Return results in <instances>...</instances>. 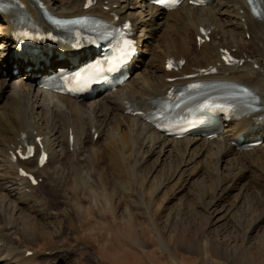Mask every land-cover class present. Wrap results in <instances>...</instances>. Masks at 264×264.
<instances>
[{
	"label": "bare ground",
	"instance_id": "bare-ground-1",
	"mask_svg": "<svg viewBox=\"0 0 264 264\" xmlns=\"http://www.w3.org/2000/svg\"><path fill=\"white\" fill-rule=\"evenodd\" d=\"M40 1L58 17L93 15L114 24L130 21L143 56L138 60L133 76L122 88L100 95L92 102L47 94L36 88L37 76H47L58 69L67 68L74 59H71L69 50L63 49L45 50L40 55L24 58L10 57L19 44L13 45L12 40L16 24L24 18L42 22L41 13L38 4L32 0H0V5L11 8L7 14L0 12V68L8 72L19 70L25 73L23 80L27 79L23 87L9 80H0V93L4 89L13 90L15 86L12 84L17 86L16 91L10 90L12 104L8 111L0 114V264H58L59 259H68L61 247L48 248V258L44 255L41 257L39 253L29 256L37 238L52 237V232L56 236L61 233L60 228L50 222L52 215L58 214L60 209L49 204L45 195L21 173L22 169L37 180L43 178L57 193L67 187L69 199L81 195L75 204L80 211L83 210L85 195L97 201L103 197V191L110 196L111 207L115 210V195L119 191L125 194L126 190L127 194H131L130 187L135 183L132 178L137 177L138 168L146 156L153 155L156 156L154 166L163 162L167 155L172 162L178 160L175 166L169 160L171 175L158 183V190L175 177V186L183 188L194 177H203L204 170L210 169L219 181L210 188L209 193L204 194L203 191V194L211 199V204H208L213 209V216L217 215L220 207H225L223 204L235 191L238 192L237 198H243L239 196L242 193L239 186L247 179L248 173L251 169L264 170V143L255 150L242 151L238 139L242 137L249 142L261 137L264 141V122L259 123L255 118L264 114V110L251 118L226 124L225 130L214 140L201 137L176 140L167 137L143 117L130 114L129 110L134 108L135 112L148 114L153 110V103L166 95L172 86L183 84L184 77L210 67L220 72L218 80L249 88L259 97L264 109V11L260 18L254 17L245 0H214L207 7H196L187 0L173 12L152 8L143 0H97V5L92 9H86L87 0ZM259 1L264 10V0ZM17 14L23 17L14 18ZM204 29L211 30V40L199 45L198 38ZM3 47L7 51H1ZM226 50L236 56L238 66H226L223 53ZM170 59L185 61L181 71L171 73L166 70ZM170 79L176 81L168 82ZM46 96L50 99L47 100ZM35 111L41 112L42 117L36 116ZM37 138H42L41 145L49 154L44 167L38 161L40 144H37ZM27 142L37 144L36 157L28 161H15L17 151L23 149ZM108 159L112 168L109 171L106 165L105 173V168H99V161L107 163ZM220 162H230L232 173L225 176L220 174L216 168ZM51 163L59 166L52 172L49 171ZM202 164L205 167L198 169ZM85 170L92 174L95 181L93 186L82 181ZM110 172L115 176L110 177ZM109 186L118 189L111 193ZM260 194L263 195V192ZM198 200L200 203L201 199ZM69 202L62 205H71ZM141 205L140 199L129 209L119 212L121 221L125 225H133V228L137 224L149 228L150 223L146 221ZM68 211L67 207L59 212L67 214ZM32 217L36 218L37 225L31 223ZM254 230L255 227L252 228ZM220 264H223L222 261Z\"/></svg>",
	"mask_w": 264,
	"mask_h": 264
},
{
	"label": "rangeland",
	"instance_id": "rangeland-1",
	"mask_svg": "<svg viewBox=\"0 0 264 264\" xmlns=\"http://www.w3.org/2000/svg\"><path fill=\"white\" fill-rule=\"evenodd\" d=\"M23 76V73L19 74L9 81L23 87L25 83ZM1 78L9 79L0 72V80ZM12 85L15 86L13 90L4 89V92L0 93V114L4 115L9 105L12 104L9 93L10 90L16 91L17 89L15 84ZM12 85L9 83L11 88ZM46 98L50 99L49 96ZM35 112L36 116L42 117L41 112ZM155 160L154 155L146 156V160L139 167L141 169L138 168L137 177L132 178V182L135 183L130 187L131 194H127L126 190V195L120 191L115 195L113 199L115 210L111 207L110 196L103 191V197L97 201L85 195L83 210L80 211L75 204L81 195L69 199L66 193L67 187H64L65 192L57 193L52 190L53 187L49 183L41 178L40 186L36 188L45 195L49 204L60 210L68 207L69 211L66 214L60 213L59 210L58 214L52 215L53 219L49 221L55 223L61 233L56 236L52 232L50 233L52 237L37 238L31 247L33 249L31 252L48 258L50 256L48 248L61 247L66 251L64 253L68 259H59L58 264H220L221 261L223 264L233 262L235 264H264V170L260 172L258 169H251L247 179L239 186V189H242L239 196L243 198H237L238 192L235 191L231 198L223 204L225 207H220L217 215L213 216V209L209 207L211 199L204 194L209 193L210 188L216 185L219 179L210 169L204 170L203 177L198 179L194 177L183 188L178 189V185L175 186L177 179L175 177V180L173 179L158 190V183L163 181L165 176L169 178L171 175L172 165L169 160L173 166L178 164V160L175 159L172 162V158L167 155L163 158V162L154 166ZM229 163H217L218 172L224 176L231 174L232 166ZM106 165L110 171L112 163L109 159L107 163L99 161L100 169L105 168ZM58 167L57 163H51L49 171L52 172ZM204 167L205 165L202 164L198 169ZM107 168H105V173H107ZM88 172L84 171L82 181L84 180L88 186H93L95 181L92 180V174ZM110 174V177L115 176L112 172ZM111 186L108 187L111 193L118 189ZM262 192L263 195L260 194ZM139 197L142 203L141 211L144 212L146 221L150 223L149 228L144 224H137L133 228V225H125L121 221L120 213L140 201ZM198 199H201L200 203ZM67 200L70 201L69 203L73 200L71 205H62L68 202ZM37 206L41 207L39 203ZM245 215H247L246 218ZM253 220L255 221L252 222ZM30 221L33 225H37L35 217H32ZM258 223H261L259 227ZM254 227L255 230L252 231ZM20 245L23 246V244Z\"/></svg>",
	"mask_w": 264,
	"mask_h": 264
},
{
	"label": "snow or ice",
	"instance_id": "snow-or-ice-1",
	"mask_svg": "<svg viewBox=\"0 0 264 264\" xmlns=\"http://www.w3.org/2000/svg\"><path fill=\"white\" fill-rule=\"evenodd\" d=\"M180 0H157V3L161 4L164 7H174L179 4ZM73 23H80L75 21ZM134 43L131 40H127L124 36H120L117 41V46L113 50L111 56H107L103 61H98L96 64L92 65L90 68H87L83 72L77 73L75 76H64L62 80L64 81L63 88L68 92H78L87 88L95 80L103 77L104 72L114 71L121 64L125 63L133 54ZM57 87H60L57 85ZM249 96L252 93L244 90Z\"/></svg>",
	"mask_w": 264,
	"mask_h": 264
}]
</instances>
